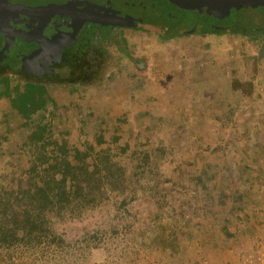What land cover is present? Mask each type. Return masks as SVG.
Segmentation results:
<instances>
[{"label":"rangeland","instance_id":"obj_1","mask_svg":"<svg viewBox=\"0 0 264 264\" xmlns=\"http://www.w3.org/2000/svg\"><path fill=\"white\" fill-rule=\"evenodd\" d=\"M124 1L128 7L140 0ZM112 2L118 6L123 0ZM172 12L182 21L176 27L165 23L167 29L156 21L120 29L86 25V32L110 34L106 45L103 36L95 41L101 51L100 83L74 91L65 81L48 82L53 96L77 104V114L69 110L68 117L54 118L53 128L69 130V146L81 137L91 140L95 130L110 141L117 136L112 153L130 177L128 189L107 192L99 206L55 222L68 245L52 243L43 250L24 245L13 252L0 247V264H218L214 248L228 249L237 239L233 229L253 220L246 217L264 194V75L256 85L260 104L254 103L255 113L237 108L245 100L227 83L236 70L250 75L255 60L261 59L264 70V52L260 56L248 34L264 26V9L240 8L225 20L237 16L245 36L183 35L199 13L181 7ZM159 33L169 36L160 39ZM85 39L72 51L84 48ZM5 117L0 134L8 133L12 142L13 129L2 126ZM245 123L251 137L242 142ZM233 188L238 197H226L223 206L211 201L213 195L232 194ZM225 248L220 256L229 264ZM239 255L241 264H264V245Z\"/></svg>","mask_w":264,"mask_h":264},{"label":"trees","instance_id":"obj_2","mask_svg":"<svg viewBox=\"0 0 264 264\" xmlns=\"http://www.w3.org/2000/svg\"><path fill=\"white\" fill-rule=\"evenodd\" d=\"M232 11L236 9L232 8ZM237 19L235 16L234 21L227 23L226 31L245 36L247 32ZM169 21L168 18L159 19V27L167 29L165 23L169 24ZM166 34L159 33L158 37L165 39ZM248 34L252 45L259 46L261 56L264 52V26ZM109 35L99 29L90 30L85 37L88 40L85 39L86 46L64 56L59 66L68 68L65 73L59 71L54 75L36 77L15 66H8L7 70L0 66V101H5L4 107H0V118L5 113L6 121L2 126L7 125L14 131L12 142L8 133L0 134V163L5 160L0 165V247L6 250L13 252L24 245L40 246V250L52 243L60 247L68 245L69 240L57 232L55 222L74 212L99 206L107 192L121 194L128 189L130 177L125 166L112 153L117 136L110 141L105 132L95 130L91 140L81 137L77 144L69 146L66 138L69 130L55 131L53 119L68 117L69 110L77 114V104L71 101L70 105L69 101L53 96L47 85L51 81H65L74 85V91L92 83L98 85L101 75L96 65L101 51L95 41L103 36L106 45ZM260 62L261 59L253 61L248 76L244 71L236 70L227 83L229 91L245 100L238 109L248 108L251 113L257 111L254 103L260 104V97L256 85L264 75ZM244 129L245 134L240 138L242 142L251 137V127L245 123ZM81 131L84 132L83 127ZM128 147L129 143H124L121 152L125 154ZM233 148L235 151L239 149L237 144ZM147 158L148 154H145L144 160ZM238 195L237 189L233 188L232 194L213 195L211 201L216 199L218 205L223 206L226 197L236 198Z\"/></svg>","mask_w":264,"mask_h":264},{"label":"flooded vegetation","instance_id":"obj_3","mask_svg":"<svg viewBox=\"0 0 264 264\" xmlns=\"http://www.w3.org/2000/svg\"><path fill=\"white\" fill-rule=\"evenodd\" d=\"M12 4H22L26 6H41L52 3H64L69 0H8ZM79 1L77 8L67 12L73 17H79L82 14L79 9L84 8L88 2L91 6L97 5L102 8H109L114 10L120 17H132L135 20L134 26H117V25H103L89 21L79 23V19H71L70 16H59L54 14L49 17L44 11L25 15L23 13H16L9 16V24L11 27V43L9 40L0 35V66H15L27 73L36 77H43L46 75H54L62 68L59 66L67 53L81 41L82 37L87 35L86 25L96 24L106 27L120 28H137L144 23L154 25V22L159 19L168 18L171 20L169 26L176 27L181 24V19L178 18L172 11L178 7L169 0H140L132 5L123 2L118 6L112 5V0H77ZM122 4H126L122 6ZM103 12V9H101ZM230 10L229 15L231 14ZM147 13V14H146ZM197 22L193 24L190 29L186 31L181 30L183 35H197L206 37L219 32L228 33L227 23L224 16L219 18L213 14H206L198 12ZM49 17V18H48ZM166 17V18H163ZM167 21V20H165ZM168 22V21H167ZM160 24V23H158ZM231 24V23H230ZM212 26V27H211ZM179 36V35H178ZM39 52L41 54L34 60L25 59L32 53ZM25 64L26 70L22 69ZM8 68H6L7 70ZM34 72V74H33ZM61 72V71H60Z\"/></svg>","mask_w":264,"mask_h":264},{"label":"water","instance_id":"obj_4","mask_svg":"<svg viewBox=\"0 0 264 264\" xmlns=\"http://www.w3.org/2000/svg\"><path fill=\"white\" fill-rule=\"evenodd\" d=\"M178 7L184 9H193L198 12H204L206 14H213L219 18L229 15L230 10L240 9V8H264V0H169ZM79 1L69 0L64 3H52L47 5L39 6H26L22 4H12L8 0H0V35L9 40L11 43V27L9 24V16H12L16 13H23L29 15L32 13H37L44 11L49 17L57 14L59 16H70L71 19H79V23L83 21H89L93 23L103 24V25H117V26H134L135 20L132 17H120L114 10L109 8H102L97 5L91 6V3L88 2L87 5L79 9L82 14L79 17H73L72 15L67 14L68 11L73 9H78ZM103 9V12H101ZM48 17V18H49ZM41 54L39 52L32 53L25 59V63L28 60H34ZM22 69L26 70L25 64ZM34 74V72H33Z\"/></svg>","mask_w":264,"mask_h":264},{"label":"crops","instance_id":"obj_5","mask_svg":"<svg viewBox=\"0 0 264 264\" xmlns=\"http://www.w3.org/2000/svg\"><path fill=\"white\" fill-rule=\"evenodd\" d=\"M261 191L264 193V184H262ZM258 202V207L255 205L256 210L251 211V215L246 217L248 220L252 218L253 220H249V222L242 220V226H240L238 230L237 228L233 229L235 232V235L234 232L233 235L237 238L234 242H232L233 244L228 245V249L219 245L214 248V256H217L218 254V258L214 260L218 262V264H223L221 259L222 256H220L222 254L221 248H225V251H227V253L229 252V264H241L238 256H240L239 254H241L244 250L255 251L259 248L262 249V245H264V194L260 195V200ZM245 224H247V226H245ZM223 232L226 233L225 230L222 231V233Z\"/></svg>","mask_w":264,"mask_h":264}]
</instances>
